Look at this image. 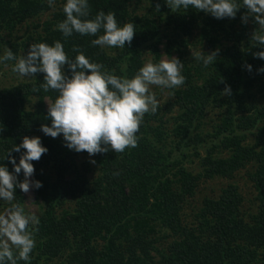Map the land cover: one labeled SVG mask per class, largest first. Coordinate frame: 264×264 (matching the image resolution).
Returning <instances> with one entry per match:
<instances>
[{
	"label": "trees",
	"instance_id": "trees-1",
	"mask_svg": "<svg viewBox=\"0 0 264 264\" xmlns=\"http://www.w3.org/2000/svg\"><path fill=\"white\" fill-rule=\"evenodd\" d=\"M137 1L145 3L140 14L133 11ZM89 2L92 15L113 11L119 22L134 23L130 45L101 49L91 45L95 37L79 34L65 40L56 29L65 18L62 7L0 0V54L6 46L19 56L28 41L61 40L69 56L78 46L107 70L132 76L146 51L158 61L162 46L166 54L187 57L181 60L186 79L173 99L145 114L135 148L98 153L80 164L75 157L87 152L70 150L62 134L53 138L40 130L51 125L46 100L56 96L41 87L42 73L0 87V157L24 136H39L48 149L32 162L33 178L42 182L34 188L37 213L16 189V202L39 218L30 264H264V97L258 103L250 94L264 90V72L257 71L264 60L254 55L264 47L252 40L259 30L254 18L242 20L244 7L235 18L217 19L192 8L173 12L166 0ZM45 12L51 18L35 24ZM23 25L34 32L21 40L16 32ZM195 34L205 53L219 50L207 68L189 54ZM65 71L71 74L67 65ZM226 85L230 94L222 93ZM210 106L218 111L211 124L205 119ZM8 155L0 163L11 172ZM10 155L19 162L21 153ZM241 171L253 191L248 205L235 183ZM217 179L226 183L203 195L204 185Z\"/></svg>",
	"mask_w": 264,
	"mask_h": 264
},
{
	"label": "clouds",
	"instance_id": "clouds-1",
	"mask_svg": "<svg viewBox=\"0 0 264 264\" xmlns=\"http://www.w3.org/2000/svg\"><path fill=\"white\" fill-rule=\"evenodd\" d=\"M46 2L50 8H55L58 0ZM166 3L173 12L192 8L217 19L235 18L244 7L247 14L242 20L247 22L249 16L254 18L259 30L253 33L252 40L255 45L264 47V0H166ZM62 11L65 18L57 23L56 29L65 40L73 34L95 37L90 43L101 49H123L133 40L136 31L133 22H119L113 11L100 10L92 15L89 0H62ZM71 51L74 56L66 53L61 40L51 44L31 43L27 54L19 56L6 46L0 54V64L6 66L12 62L11 71L21 77L43 74L41 87L45 92L54 91L56 96L46 100L51 125L42 124L40 130L53 138L62 134L66 147L87 152L89 156L109 151L123 153L135 148L145 114H155L160 107L152 86L171 90L185 83L184 63L175 56L147 60L135 74L128 76L117 75L102 63L90 60L78 46H73ZM218 53V49L210 53L192 49L194 60L205 68L214 64ZM254 55L264 60V50ZM65 65L70 75L66 73ZM246 68L251 71L252 65L247 64ZM257 71L264 72V67ZM222 93L230 94V86L226 85ZM10 151L21 153L18 163ZM47 151L39 136H24L19 144L6 151L13 171L0 163V201L8 204L0 212V264H18V261L30 264L39 218L16 202V189L27 193L30 188L42 187V182L33 178L32 162L38 161ZM5 154L0 161L4 160ZM91 163L95 164V160ZM21 171L24 178L18 180Z\"/></svg>",
	"mask_w": 264,
	"mask_h": 264
},
{
	"label": "rangeland",
	"instance_id": "rangeland-1",
	"mask_svg": "<svg viewBox=\"0 0 264 264\" xmlns=\"http://www.w3.org/2000/svg\"><path fill=\"white\" fill-rule=\"evenodd\" d=\"M145 6V3L143 1H137L134 5H133V11L136 14H140L142 12H144L143 8ZM59 8L62 7V0H58L55 8ZM51 18V12H45L43 15H41L38 20L35 21V24H39L41 25L44 21L48 20ZM249 25L250 22H248ZM39 29H37V31H39ZM32 32H34L33 26H19L18 30L16 32V36L17 38L24 40L25 38H27L26 36L29 34H32ZM29 42V43H28ZM26 43L25 48L22 50V55H26L28 50H29V46L31 45L30 41H28ZM191 42H192V47L189 49V54L192 55V49L195 51H203L206 52V49L203 47V45L201 43L197 42V36L196 34L193 35V37L191 38ZM161 49V58L164 56H175L178 57L180 60H186L187 57H181L179 53L176 52H172L171 54H166L163 50V47H160ZM147 54L144 55V59H143V63L146 62L147 60H152L153 56L150 55L148 53V51H146ZM193 56V55H192ZM31 77H21L16 73H13L11 71V66H4L2 68H0V87L2 86H7V85H11V84H15L17 82H21V81H27L29 80ZM178 89V88H177ZM175 89H162L159 88L157 86H152V91L155 92L158 100L160 101V104H162L163 102L169 101L171 99H173V91ZM259 91V87L255 90L252 91V93H250L251 95L254 94L256 97L257 102H261L262 97H264V90L263 91H259L258 94H255V91ZM46 107L48 109V102H46ZM218 114V111L216 109L213 108V106H210L207 111H206V121L209 122V124H211L212 122H214L216 115ZM208 130V128H207ZM203 153V152H202ZM86 160H90V156L89 155H84V154H78L75 157V161L76 164H80L83 161ZM244 171L239 172V176H237L235 183L239 186V190L241 192V194L244 196L245 199V204L248 205L249 204V200L252 197V187L249 184V182L245 179V177H243L242 175L244 174ZM226 180H222V179H217L216 181L213 182H208L204 185L203 190H202V194L203 195H208L211 194L213 192H217L218 189L221 187V184L226 183ZM24 196H25V203H26V208L28 209V211L32 212V213H37V206H36V202H35V195H34V187L30 188L29 192L25 193L23 192ZM5 202L4 201H0V212H3L5 210L4 208ZM72 204H70L69 202L66 205V208H71ZM184 216L187 218L188 220V216L190 215V209L186 208L184 210ZM190 220V219H189Z\"/></svg>",
	"mask_w": 264,
	"mask_h": 264
}]
</instances>
